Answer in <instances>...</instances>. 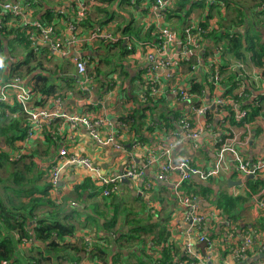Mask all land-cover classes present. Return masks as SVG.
<instances>
[{
    "label": "crops",
    "instance_id": "0c3cea01",
    "mask_svg": "<svg viewBox=\"0 0 264 264\" xmlns=\"http://www.w3.org/2000/svg\"><path fill=\"white\" fill-rule=\"evenodd\" d=\"M14 1L30 6V21L41 22L48 16L49 26L55 28L57 36L67 34V21L74 15L72 0ZM214 2L211 6L206 0H196L187 6L188 15L181 14L170 22L166 19L165 24L177 33L192 19L196 23L203 22L205 28L214 24L215 29L202 40L197 60L182 62L175 69L153 71L159 87L158 96L153 99L149 95L153 77L147 72L146 49L139 44L157 42L153 25H148L150 0H138L132 7L128 0H111L108 6L110 15L106 19L105 14L99 13L95 7L90 8L84 25H99L113 32L117 36L113 45L96 42L63 53L53 51L36 37L26 38V41L32 40L29 47L14 36L1 37L0 86L18 78L32 92V107L48 111L62 109L69 114L99 119L103 121L100 135L106 137L112 134L114 138L113 143H100L90 136L84 126L71 129L66 120L55 118L44 120V131L37 138L26 140L27 116L20 110L16 91H6L5 102L0 105L5 112V118L0 119V149L8 156H19V160L13 166L15 168L10 165L5 168L8 163H4L0 169V187L5 185L8 188L2 191L1 197L8 196L15 205L39 200L34 210L37 217L52 211L48 201H61L68 208L66 213L72 212V218L59 217L61 222L73 224L74 233L69 239L74 242L86 239L90 249L98 241L95 236L108 237L111 231L117 237L130 229L150 231H139V238L147 248L142 249V241L138 239L123 242L120 257L115 260L109 257L107 264H140L144 253L157 260L163 248L171 249L174 262L178 264L185 255L187 243L194 244L200 261L210 255L211 264H264V254L250 252L243 259H237L231 252L236 245H241L242 236H249L256 243L264 242V212L257 208L258 202L264 200V171L259 176L262 185L250 191L248 182L257 179V176L247 178L233 172L232 156L227 153L226 170L222 175L208 181H194L197 186L183 188L192 193L203 212H214L223 218L226 216L215 206L217 199L223 195L241 198L234 214L237 227L232 221L235 226L233 234L231 232L234 242L225 240L224 219L216 215L205 230L212 242L211 247L198 244L196 233L189 234V224L183 220L172 189L175 176L171 174L165 182L155 179L158 167L164 161L176 164L189 158L194 166L208 169L223 144L231 146L248 162L264 159V55L255 59L253 52L245 49V34L251 31L255 33V45L264 49V0ZM256 18L259 22L255 27L252 24ZM89 30L83 26L82 34L86 35ZM127 31L131 34H125ZM233 36L240 39L238 52L230 45L229 39ZM180 42L179 36L177 48ZM129 44L132 50L127 49ZM29 50L33 52L29 61L33 70L27 74L28 65L23 63L29 60ZM77 56L86 61L84 75H79L75 68L73 58ZM19 63H22L19 71H13V66ZM215 72L218 80L212 83ZM37 76L46 77L60 94L46 96L35 91L32 80ZM193 83L203 85L200 94L190 92ZM179 89L190 92L196 108L209 105V113L197 115L188 112L187 106L177 96ZM241 93L245 105L232 103L230 99ZM218 98L227 100L228 106L216 111L212 102ZM255 110V116L249 121L248 116ZM239 111L247 112V120L238 119ZM184 115H191L193 126L202 130L195 141L186 137L178 123V118ZM170 137L175 141L169 151L170 158L164 159L160 157V144ZM63 148L70 154L89 157L98 172L93 174L82 167L64 164L56 186L46 192L49 161ZM147 153H153V164L145 167ZM64 162L66 160L62 159L61 164ZM127 164L141 168L143 175L127 181L119 179L113 192L103 194L104 187L99 179L119 176ZM236 182L242 184L235 185ZM125 198L130 199V204L124 203ZM34 222L29 225H34ZM110 226L112 228L108 231ZM162 237L164 239L159 244L151 242ZM29 248L28 245L19 247V254L26 255ZM110 248L111 252L118 251L114 243L110 244ZM82 261L101 264L91 259Z\"/></svg>",
    "mask_w": 264,
    "mask_h": 264
},
{
    "label": "built area",
    "instance_id": "2783aa9c",
    "mask_svg": "<svg viewBox=\"0 0 264 264\" xmlns=\"http://www.w3.org/2000/svg\"><path fill=\"white\" fill-rule=\"evenodd\" d=\"M74 3V15L67 21V34L62 33L60 36L56 35L55 28L52 26H46L41 22L31 20L30 6H24L14 0H0V13L7 14L9 20L5 25L20 28L21 31H25L27 38L32 39L36 37L40 39L42 43L47 45L53 51L67 53L68 50H78L84 46H91L96 42L114 44L117 41V36L111 32L104 30L101 26H93L86 35L82 34V23L87 18L89 10L92 6L98 3L99 0H72ZM174 0H152L150 7L148 8L150 22L149 26H152V30L156 33L157 42L152 44L151 42H141V46L145 47V60L148 63V74L153 77L151 82V88L149 95L151 98L158 96L159 87L156 85V77L153 75L155 70H169L175 69L182 62L190 63L194 58L197 60V52L200 49L202 40L207 38L209 32H213L215 29L214 24H210L207 28L203 26V22L196 23L195 19L190 20L182 29L177 33L175 29L167 24L166 13L168 8L172 5ZM210 5H214V0H206ZM131 4H135V0H131ZM2 26L0 24V30ZM181 37V42L178 48L176 47V41L178 37ZM128 43V40H124ZM128 50H132L131 44L128 45ZM75 68L79 75H84L86 72V61L77 56L73 58ZM191 69H194L191 66ZM218 80L217 72L212 77V83H216ZM14 89L16 91V100L20 107V110L27 116V123L25 125V139L31 140L37 138L43 131V121H50L55 118H62L69 123L71 129H75L77 126L82 125L89 132L90 136L100 143L108 144L113 143L114 138L112 134L106 137L100 135V127L103 121L99 119H93L86 115L69 114L64 110L55 109L54 111H48L45 108L31 106L32 92L30 89L25 88L18 78H14L13 81L7 82L0 86V104L5 101V93ZM177 96L181 102H183L188 112H192L197 115H206L210 111V106H203L196 108L193 104V96L186 89H179ZM238 96V100L244 98L241 93ZM235 105L233 99H230ZM228 101L223 98H218L212 102V108L221 110L226 107ZM247 115L246 111L237 112L238 119H244ZM178 123L182 126L186 137L192 141H195L201 133V129L197 126H193L192 116L184 115L178 118ZM175 139L169 138L165 142L160 144V157L169 159V151L173 145ZM115 148L120 149L118 145ZM229 153L232 156V170L236 174L241 176H260L264 171V159L257 160L255 162H248L244 160L231 146L223 144L217 150L216 158L213 164L208 169H202L194 166L189 158H184L178 163L173 164L170 161H164L157 170L155 179L158 182H165L171 174L175 179L173 180L172 189L176 197V202L182 212L183 220L189 224V234L196 233V242L198 244H204L207 247H211L212 242L207 237L205 230L209 223L216 215L219 218L224 219L222 221L225 240L233 241L231 232L235 229L232 222L219 216L215 213L206 214L203 212L197 203L194 196L184 194L183 184L190 179L197 178L200 181H208L219 177L226 170L225 166V154ZM10 160L19 159V156H10ZM62 159L66 162L62 163ZM64 164L72 166H79L86 170H89L93 174H97L98 169L92 164L89 157L80 155L78 153L70 154L66 149H59L58 154L49 161V180L53 186H56L58 181L59 171ZM153 164V153H147L145 159V167ZM143 175L141 168L134 167V165L127 164L122 170L121 175L115 177H101L99 179L101 185L104 187L103 194L108 195L113 192L116 182L121 178L134 179ZM258 210L264 212V200H260L257 204ZM218 219V218H217ZM242 243L240 246H235L231 250L237 259H243L248 253L264 254V242L256 243L249 236H242ZM90 239V238H89ZM91 240V239H90ZM87 244L88 240H84ZM88 245V244H87ZM185 254L191 258L192 262L188 264H211L210 255L206 256V260L200 261L197 256V250L194 244L187 243ZM80 264H88L83 261Z\"/></svg>",
    "mask_w": 264,
    "mask_h": 264
},
{
    "label": "trees",
    "instance_id": "16d2710c",
    "mask_svg": "<svg viewBox=\"0 0 264 264\" xmlns=\"http://www.w3.org/2000/svg\"><path fill=\"white\" fill-rule=\"evenodd\" d=\"M111 0H99L97 4L92 7L98 10L99 13L103 12L105 14V19L108 18L107 15L109 14L108 6ZM196 0H174L172 5L168 8L166 13V19L170 21L174 20L176 17H181V14L188 15L190 12L186 11L187 6L189 4L194 3ZM256 1V0H253ZM263 1V0H260ZM152 2V0H150ZM138 3V0H135V4H131V0H128V4L132 7ZM100 6V7H99ZM110 15V14H109ZM47 16V15H46ZM9 20V16L7 14L0 13V24L2 29L0 30V38H8L10 36H14L18 38V40H22L26 42V47H29V44L32 42L26 41L27 35L25 31H21L20 28H13L10 26L5 25V23ZM86 20V19H85ZM84 20V21H85ZM50 21L49 17H45L42 19L41 23L49 26L48 23ZM106 20L105 22H107ZM241 22V21H240ZM259 22V19L256 18L253 20V26L256 27V24ZM103 24L102 22H100ZM99 23V24H100ZM86 29H91L94 25H90L86 23H82V27ZM213 33V32H212ZM249 33V32H247ZM247 33L245 34L246 37V50H250L253 52V57L255 59L261 58L264 55V49L261 46L255 45V40L253 36L251 39L247 38ZM125 34H131L125 32ZM230 38V45L233 50L239 51L241 43L239 38ZM106 45H110V43H104ZM115 44V43H114ZM113 45V44H111ZM2 50V48H0ZM1 53V52H0ZM239 55V53H237ZM27 57L29 60L23 64L28 65L27 67V74L31 73L33 68L30 66L29 61L33 57L32 50H29L27 53ZM22 63H19L13 66V71L20 69ZM17 74V73H16ZM33 88L35 91L40 92L43 95H56L60 94V92L55 91V85L50 84L46 77L37 76L32 80ZM203 85L200 86L197 83H193V86L190 88L191 93H199L202 90ZM153 99V98H152ZM232 99L235 103H242L244 99H239L238 97L233 96ZM152 101V100H151ZM150 101V102H151ZM1 105V104H0ZM245 105V104H243ZM228 106V104H227ZM2 107V106H0ZM4 110L0 108V119L5 118ZM256 110L253 111L249 116V121L253 119L255 116ZM233 115V113L231 112ZM247 116V115H246ZM247 117L244 118V120ZM234 119V118H233ZM247 120V119H246ZM10 156L7 155L2 149H0V169L4 163H8L5 168H11L15 164H17L15 160H10ZM2 171L0 170V178H1ZM49 179V178H48ZM49 182V183H48ZM47 182V191L49 189L54 188L55 186L52 185L50 180ZM0 183L2 181L0 179ZM257 185H262L261 177L257 176V179H253L248 182V187L250 191H254ZM197 184L194 182L193 179L188 180L183 184V188L187 187H195ZM3 188V189H2ZM0 187V264H65V263H72V264H80L82 260H95V262H100L101 264H107L109 257L112 260L120 257V248L122 247L123 242H131L132 240L138 239V241H142L139 238V231H143L144 233H149V230H145L141 228L139 229H130L126 233H121L119 237L116 236L114 232H110L111 234L108 237H96V244L90 247L84 242L82 239L81 241L74 242L70 240L73 236V224L71 222L63 223L60 221L59 217H66L72 218V212L66 213L68 209L67 206H63L62 202H56V200L48 201L47 205H51L52 211L48 213H43L41 216L37 217L34 213L35 207L38 206L40 203L37 199H32L31 201L24 203H19L15 205V203L8 197L4 196L1 197L2 191H6L8 188L3 185ZM205 190L204 187H201ZM184 194L192 196L191 192L185 191ZM48 195V194H47ZM49 196V195H48ZM47 196V197H48ZM49 198V197H48ZM241 201L240 197H229V196H220L217 201L215 202V206L222 211V213L226 216L225 218L229 222H235L237 227V218L234 215L236 212V208ZM72 209V208H71ZM31 221H35L34 225H29ZM112 226H110L107 230L110 231ZM167 233V232H166ZM168 236V233H167ZM92 239V235L90 236ZM34 238V239H33ZM164 238H155L152 239L151 242L153 245L159 244ZM39 243L43 244L42 246ZM116 244L118 251L111 252L110 244ZM24 245L30 246L27 250V254H19V247H23ZM146 246L148 247L145 242L142 241V249ZM205 247V245L203 244ZM90 250V251H89ZM170 248H163L160 253V257L157 260H154L148 254L144 253V260L141 261L140 264H177L174 262L173 256L171 255ZM182 260V261H181ZM178 264H188L192 262L191 258L186 254L182 257Z\"/></svg>",
    "mask_w": 264,
    "mask_h": 264
},
{
    "label": "rangeland",
    "instance_id": "374dc122",
    "mask_svg": "<svg viewBox=\"0 0 264 264\" xmlns=\"http://www.w3.org/2000/svg\"><path fill=\"white\" fill-rule=\"evenodd\" d=\"M101 14L103 15L104 13L103 12H101ZM255 35V33H254V31H251V32H249V33H247V38L248 39H251V37L252 36H254ZM126 205H128V204H130V199H128V198H125V202H124ZM125 205V206H126ZM128 208H131L130 206H127Z\"/></svg>",
    "mask_w": 264,
    "mask_h": 264
},
{
    "label": "water",
    "instance_id": "95a60500",
    "mask_svg": "<svg viewBox=\"0 0 264 264\" xmlns=\"http://www.w3.org/2000/svg\"><path fill=\"white\" fill-rule=\"evenodd\" d=\"M75 55H76V53H75ZM119 175H121V173H119ZM254 176H252V175H248L247 176V178H253ZM121 180H123V181H127V179L126 178H121ZM193 180L194 181H199L197 178H193ZM240 184H242L241 182H236L235 183V185H240ZM34 239V238H33Z\"/></svg>",
    "mask_w": 264,
    "mask_h": 264
}]
</instances>
